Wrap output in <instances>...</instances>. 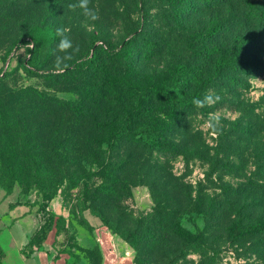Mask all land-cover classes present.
Masks as SVG:
<instances>
[{"label":"rangeland","instance_id":"rangeland-1","mask_svg":"<svg viewBox=\"0 0 264 264\" xmlns=\"http://www.w3.org/2000/svg\"><path fill=\"white\" fill-rule=\"evenodd\" d=\"M218 1L90 0L92 21L69 8L77 0H0V118L10 131L0 140V245L56 264H264V75L239 77L238 88L229 82L264 63V0ZM213 24L222 28L214 39ZM58 28L73 46L63 71ZM47 34L51 53L39 52L31 68L33 38ZM94 49L93 67L77 70ZM179 67L199 76V99L218 95L233 108L218 101L183 110L167 100L163 86ZM130 87L150 90L148 123L175 156L109 148L134 112ZM27 89L78 102L88 118L53 110ZM47 152L49 178L36 170ZM105 175L112 193L93 197ZM159 223L198 239L157 251ZM246 229L253 233L240 238Z\"/></svg>","mask_w":264,"mask_h":264},{"label":"trees","instance_id":"trees-1","mask_svg":"<svg viewBox=\"0 0 264 264\" xmlns=\"http://www.w3.org/2000/svg\"><path fill=\"white\" fill-rule=\"evenodd\" d=\"M194 2L203 5L206 8L215 7L220 2L218 0H193ZM251 7H252V0H245ZM222 28L217 25L213 24L209 35L212 39L217 38L221 34ZM38 37V33L36 35ZM55 41V37L52 34L46 35L45 42H42L38 38L34 37L33 42L35 49L31 51V57L27 61V65L31 68L37 69L38 67V56L39 52L46 51L47 54L51 53L50 46ZM218 42V41H217ZM147 47H150L149 42H145ZM257 44L263 45L264 40L261 39L257 41ZM99 50L94 49L91 57L90 51L86 54V57L78 62H76L75 67L77 70H89L93 67L94 62L96 61V58L99 55ZM126 54L128 56V59L131 60L133 56V50L128 47L126 49ZM227 55V54H226ZM261 67V68H259ZM264 63L258 64L254 67V69H249L246 71H241L237 74L236 77H231L229 79V82L233 84L236 88L239 86L236 84L238 82L239 77L243 76H249L251 78H256L259 75H264ZM200 84V79L197 74L192 73L185 67H179L173 70L171 73V79L165 83L163 86V92L166 96V99L169 101H172L175 105L182 108L183 110H186L187 108L194 107L193 99H199V94L197 92V85ZM191 87H194L195 89L191 91L187 96L186 94L190 90ZM26 92L30 94L33 98L39 100L42 104L49 106L53 110H60V111H71L75 112L78 115H81L83 119L86 120L88 118L89 110L87 108H84L80 103L78 102H59L55 99H52L51 97L47 96L46 94L40 93L37 90L33 89H27ZM153 96L157 98V94L160 92L157 89H154ZM151 92V93H152ZM150 90L144 89L137 90L133 87H130L127 93V97L129 99L130 104L133 107L134 112L129 115L128 121H127V127L123 126L119 129H116L113 136H111V143L109 142V148L116 147L117 143L119 144H130L134 146L135 149L142 148L146 149L149 152H162V154L165 156H175V151L169 153L168 149H165L166 145H169L166 143V139L163 137L161 138L160 135L157 134V125L156 123H148L149 117L148 114H150V111H145L147 108V105H152L153 99L151 98ZM154 98V97H153ZM221 103L226 104L225 106L232 109L233 103H225L224 101H219L217 107L221 106ZM176 120V119H175ZM177 127L175 128H181V125L178 123L176 124ZM8 126V123L5 121H2L0 118V140L2 139V136H6L9 134L10 131L6 130ZM129 126H132L129 129ZM171 147V146H170ZM172 148V147H171ZM51 155V152H47V155L45 157V161L43 159H38L39 167H36V170H39V172H42L43 175H45V178H49L51 175V169L50 167V161H48L47 158H49ZM177 155V154H176ZM28 171V170H27ZM106 177L102 179V181L97 185L92 191V196L95 197L96 194H110L112 193L113 185L110 182V179H108L107 175ZM90 209L93 214L98 215V211H96L92 207H87L86 203L82 201V211ZM152 237L155 240L157 244V251L159 248L166 249L173 241L179 240V241H191L192 243L197 241V235H193L192 233H189L179 225H174L173 228L168 227V225H163L162 223L157 224L152 229ZM253 232L246 229L239 232V237L243 238L246 236H250ZM155 245L152 246V251L155 250ZM4 254L2 253V250L0 248V258H3ZM140 260V259H138Z\"/></svg>","mask_w":264,"mask_h":264},{"label":"clouds","instance_id":"clouds-1","mask_svg":"<svg viewBox=\"0 0 264 264\" xmlns=\"http://www.w3.org/2000/svg\"><path fill=\"white\" fill-rule=\"evenodd\" d=\"M90 0H77L76 3L69 4V8L76 10L79 9L81 13L86 17L88 20L95 21L97 20L98 14L89 7ZM68 31L66 28H58L56 31L57 36L60 37L59 43L57 45V50L60 53H65L63 56H57L56 57V64L57 67L60 68L61 71H63V68L60 66L64 63V61L71 59V52L72 49V42L68 38L65 33ZM220 100V97L218 95H206L204 99H193V104L197 108H203L206 105L216 103Z\"/></svg>","mask_w":264,"mask_h":264},{"label":"crops","instance_id":"crops-1","mask_svg":"<svg viewBox=\"0 0 264 264\" xmlns=\"http://www.w3.org/2000/svg\"><path fill=\"white\" fill-rule=\"evenodd\" d=\"M20 226L24 232H27L29 230L28 227H24L22 224ZM13 240L16 243L15 237ZM0 246L4 251V258L7 264H56L49 262L48 259H42L37 257L36 254H39L37 252L34 255H32L29 259H24L21 256V254L17 251L16 247L18 246H14V249H10V250H7L4 244Z\"/></svg>","mask_w":264,"mask_h":264},{"label":"water","instance_id":"water-1","mask_svg":"<svg viewBox=\"0 0 264 264\" xmlns=\"http://www.w3.org/2000/svg\"><path fill=\"white\" fill-rule=\"evenodd\" d=\"M224 252H227V251H224Z\"/></svg>","mask_w":264,"mask_h":264}]
</instances>
